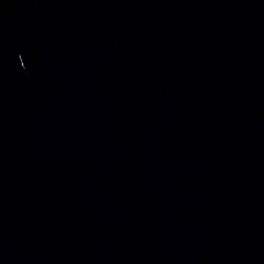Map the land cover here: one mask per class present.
<instances>
[{
	"label": "water",
	"instance_id": "obj_1",
	"mask_svg": "<svg viewBox=\"0 0 264 264\" xmlns=\"http://www.w3.org/2000/svg\"><path fill=\"white\" fill-rule=\"evenodd\" d=\"M0 264H264V0H0Z\"/></svg>",
	"mask_w": 264,
	"mask_h": 264
}]
</instances>
